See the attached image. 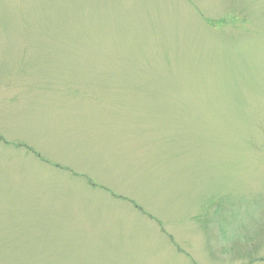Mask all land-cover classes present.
<instances>
[{"label":"rangeland","instance_id":"374dc122","mask_svg":"<svg viewBox=\"0 0 264 264\" xmlns=\"http://www.w3.org/2000/svg\"><path fill=\"white\" fill-rule=\"evenodd\" d=\"M0 264H264V0H0Z\"/></svg>","mask_w":264,"mask_h":264}]
</instances>
